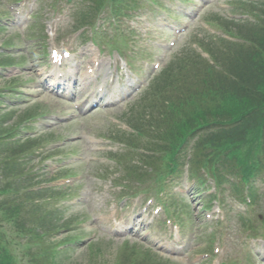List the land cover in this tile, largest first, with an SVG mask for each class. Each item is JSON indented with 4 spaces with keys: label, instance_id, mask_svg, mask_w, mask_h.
<instances>
[{
    "label": "rangeland",
    "instance_id": "374dc122",
    "mask_svg": "<svg viewBox=\"0 0 264 264\" xmlns=\"http://www.w3.org/2000/svg\"><path fill=\"white\" fill-rule=\"evenodd\" d=\"M205 2H197L196 13L185 20L187 28L183 33L169 30L162 36L165 16L154 13L157 6L151 5V0H127L128 9L119 18L111 17V22L117 19L114 23H104L101 30L88 29L86 34L75 30L72 5L66 0H27L28 6L22 3L19 9L9 8L6 1H0V12L12 9L16 15L12 16L14 21H8V29L0 34V46L10 36L21 34L22 39L15 40L12 52L15 59L21 60L24 56L26 60V63L20 62L25 63L21 67L0 68V93L7 96L1 107L15 106L0 112L7 121L3 130L7 131L29 115L41 114L24 136L33 134L42 135L41 140L53 139L38 148L30 164L36 171L43 169L41 173L46 180L65 172L66 169L58 168L74 159L68 167L71 169L67 170L74 172L75 177L61 179L57 184L67 185V191L75 195L62 202L66 210L57 214L62 219L60 224L81 220L71 233H80L89 243H81L79 248L60 257L62 264H91V257L96 260L95 264H128V255L136 249L147 252L145 255L150 259H166L172 264H264V240L247 237L248 231L243 227V221L250 217L254 223L260 216L264 217V195L260 205L247 212L229 188L224 193L226 202L221 209L217 202L208 200L210 193L206 187L187 171L167 189L169 209L176 214L168 213L163 203L150 207L147 202L152 194L125 197V193L140 192L139 186L131 184L130 188H136L134 191L125 186L127 170L108 157L109 152L124 148L110 140V135L121 127L127 128L130 110H138L144 96L154 98L153 95L159 94L155 91L163 88L160 84L156 90L146 89L149 80L156 74V81L165 78L166 64L176 54L183 48L189 54L187 46L206 39L202 33L205 19L234 27L222 16L226 13L224 0ZM45 48L49 50L47 56ZM52 49L71 53L63 71L67 67V72L80 80L79 86L73 88L77 94L73 103L45 89L46 77L55 70L51 64ZM125 56L134 64L135 73L127 68ZM5 58L0 57L1 64L9 62ZM88 71L98 76L91 86L85 80ZM119 75L125 78L124 87L131 80L135 89L126 90L127 96L113 101L107 108L98 107L86 113L77 110L75 103L88 107L100 85L108 82V88L114 89ZM9 84L17 86V90H5ZM52 153L58 155L51 157ZM231 179L238 181L236 177ZM208 185L213 188L211 180ZM261 186L260 192L264 191V185ZM184 204L187 208L182 209ZM130 228L133 229L129 231ZM68 232L61 230L57 237H65ZM91 241L95 246L89 245ZM144 246L152 247L155 252ZM140 257L146 258L143 254Z\"/></svg>",
    "mask_w": 264,
    "mask_h": 264
},
{
    "label": "trees",
    "instance_id": "16d2710c",
    "mask_svg": "<svg viewBox=\"0 0 264 264\" xmlns=\"http://www.w3.org/2000/svg\"><path fill=\"white\" fill-rule=\"evenodd\" d=\"M89 1L92 2L91 9L98 12L109 2L119 0ZM250 12L258 22L252 23L247 32L243 28L245 24L234 22L240 38L244 37L248 42L247 46H242L245 49L239 56L234 54L223 62L221 70L216 71L215 67L195 59V55L187 60L194 62L192 65L184 63L185 57H182L168 67L165 78L150 87L153 91L163 84L161 88L166 87L164 91H169L167 101L170 103L162 115L160 112L155 115L154 121L156 126L163 124L165 127L160 130L163 136L159 134V139H168L173 153L167 159L175 166L166 164L159 168L161 171L171 169L174 172L178 166L175 161L177 151L198 131H202L201 147L192 160L193 167L196 164L200 166L199 172L201 168L211 169V174L220 182V177H223L219 175L220 171L227 161L235 159L241 161L244 181L248 182L258 173L259 155L254 153L264 145V3L256 4ZM222 57L226 59L224 55ZM179 61L183 64L175 67ZM4 132L0 126V133ZM206 132L208 134L204 135ZM160 143L154 145L161 147L163 143ZM27 147L18 142L3 145L0 149V264H16L10 245L6 243L7 236H13L15 241L16 235L18 242L21 237H27L29 244L42 236L39 230L49 231L50 227H59L62 221L58 215L45 210L46 203H42L47 197L45 189L29 190L35 185L31 173L23 169V165L10 169L16 164L13 155L26 151ZM245 147L246 157L243 158ZM161 151L167 150L164 148ZM210 152L213 154L208 157ZM192 174L201 177L196 171ZM5 225H12V229L5 231ZM46 252L49 259L50 255ZM130 254L128 264L148 263V260L136 257L138 254L135 251L131 250Z\"/></svg>",
    "mask_w": 264,
    "mask_h": 264
}]
</instances>
